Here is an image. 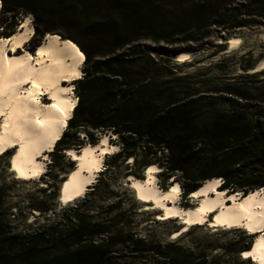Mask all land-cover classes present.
I'll use <instances>...</instances> for the list:
<instances>
[{
  "label": "trees",
  "instance_id": "obj_1",
  "mask_svg": "<svg viewBox=\"0 0 264 264\" xmlns=\"http://www.w3.org/2000/svg\"><path fill=\"white\" fill-rule=\"evenodd\" d=\"M0 1L2 23L31 16L33 46L57 34L84 55L77 102L51 153L80 146L81 131L111 132L119 145L84 196L61 208V220L20 233L0 215V264H211L216 255L153 243L131 229L122 197L99 209L91 201L116 161L131 157L140 168L148 156L164 183L171 178L184 193L213 178L227 193L264 192V70L249 71L250 53L234 75L226 70L236 53L222 56L214 76L212 66L185 71L173 59L216 35L264 25V0ZM178 42L192 45L173 48ZM2 197L0 189V206ZM242 234L249 241L239 252L251 245Z\"/></svg>",
  "mask_w": 264,
  "mask_h": 264
},
{
  "label": "bare ground",
  "instance_id": "obj_2",
  "mask_svg": "<svg viewBox=\"0 0 264 264\" xmlns=\"http://www.w3.org/2000/svg\"><path fill=\"white\" fill-rule=\"evenodd\" d=\"M31 30L26 18L17 31L0 38V152L7 147H17L11 157V167L23 178L42 172L44 162L40 157L63 132L75 105L71 83L65 84V81L79 76V64L84 59L73 42L50 33L36 45L33 58L26 51H18ZM227 42L233 46L239 44L241 38L230 36ZM187 56V52L181 51L175 60L183 61ZM263 66L264 59L257 68ZM40 94L47 96L42 98ZM114 147L104 135L101 144H84L79 151L66 148L65 153L76 164L61 182L60 200L69 201L82 195L98 171L103 154ZM145 168L143 178H130L129 181L139 199L161 208L165 217L177 216L181 219L182 231L186 228L184 225L204 222L211 212L210 226L226 224L230 228L248 230L255 237L250 247L242 250L241 256L251 257L255 264H264V192L261 188L241 196L238 192L226 194L217 188V178L207 179L192 191L193 196H200L196 198L197 204L185 209L176 202L180 185L173 182L169 189L160 190L153 174L157 166L149 164Z\"/></svg>",
  "mask_w": 264,
  "mask_h": 264
},
{
  "label": "rangeland",
  "instance_id": "obj_3",
  "mask_svg": "<svg viewBox=\"0 0 264 264\" xmlns=\"http://www.w3.org/2000/svg\"><path fill=\"white\" fill-rule=\"evenodd\" d=\"M4 18L5 16L2 15L0 10V21ZM26 18L27 24L32 30L29 38L23 43V47L18 48V51H26L31 58H33V52L36 46H33L31 42L33 26L30 15L21 14L16 20L15 26L10 23V20H5L3 23L0 22V38L6 37L5 34L9 35L17 31L20 28L21 21H24ZM230 36H239L241 42L233 46L229 45L227 40ZM33 38L36 39V36H33ZM180 42L173 44L172 47H189L192 45V43L189 44V42ZM222 47H225V49L223 50ZM183 52L188 53L187 58L183 61H177V63L181 64L182 69L185 71L203 70L208 66H212L213 70L208 72L209 75L211 74L214 76L216 73H220L214 66L218 64L222 56L225 57L230 53H236V55H233V57L227 61L228 68L226 72L228 74L234 75L240 72V64L244 63L246 59V56L242 58L241 55L247 53H250L251 61L254 62V66L249 71L264 70V66L260 69L257 68V65L264 59V25L245 27L232 33V35H216L212 44H206L199 50L189 48ZM175 57H173L174 60ZM79 67L81 70L79 76L65 81V84L71 83L70 92L75 100V104L77 102L76 80L83 75L82 62L79 64ZM260 77H264V74ZM28 85L29 84H27V86ZM39 96L43 98L47 95L40 94ZM47 101L49 104L51 103V100L46 99V102ZM80 134L83 140L82 144L73 147L77 151L81 150L84 144H101L104 135H107L108 143L113 144L115 147L111 152L103 154L101 165L88 183L83 194L69 201L60 200V185L66 178L67 173L74 168L76 163L71 160V156L67 155L65 151L60 150L52 154L51 152L54 149V145L51 149L44 150L46 154L40 157L43 158L44 162L42 172L38 176L29 178L18 177L11 167V157L16 152L17 147H7L0 152V189L3 195L1 198L0 215L7 222L11 230L27 233L35 230L46 222H53L57 219L61 220L63 216L61 208H64L68 204L75 203L76 199H81L85 192L89 190V187L98 179L97 177L100 172L108 165L107 163L109 160L107 155L110 156L119 150L115 135L111 132H97L91 137L85 134L84 131H81ZM83 135L85 136L83 137ZM66 140L72 141L73 137L68 135ZM148 158L150 159V162L147 163L148 165L151 163L157 166L156 170L153 172L157 188L160 190L169 189L170 184L174 181L168 178L164 183L165 175L159 173L161 167L156 163V157L148 156ZM145 167L139 168L134 162L132 163L131 157L124 162L116 161L115 167L111 168L108 174H105L106 181H102L103 183H108L107 191H102V188H104L102 183L97 189V196L92 198L91 207L93 209H99L102 205H108L112 200L122 197L121 211H127L126 213L132 217V222L129 224V227L144 236L148 241H152L153 243L159 242L160 244L164 242H174L182 246H190L196 252L200 251V253H207L210 256L216 255L217 257L211 264H255L251 262L253 261L251 260L252 258L244 259V257L241 256L242 251L239 252L242 246H246V243L249 241V239L242 234L243 230L230 228L226 224L217 225V227L210 226L208 219L212 218V212L207 216L204 222L192 223L187 226L184 225L186 228L184 227L185 230L182 231L181 219L176 218L177 216L165 217L161 208H156L153 204H149V202L145 203L139 199L134 189L129 186V181L130 178H140L136 177L135 173L142 175L141 178H143L144 169H147ZM220 183L221 181L218 179L217 188L227 194L225 190L219 187ZM123 189L127 191L126 194L123 193ZM209 193L211 194L212 192ZM238 193L241 194V192ZM100 195L103 197H100ZM197 197L193 196V192L184 193L183 190L180 189L179 194L176 196V202H178L181 208L187 209L197 204ZM132 204H134L133 210L131 209ZM101 213H103V211ZM176 230L179 232H175ZM250 236L252 243L255 235L251 234Z\"/></svg>",
  "mask_w": 264,
  "mask_h": 264
},
{
  "label": "water",
  "instance_id": "obj_4",
  "mask_svg": "<svg viewBox=\"0 0 264 264\" xmlns=\"http://www.w3.org/2000/svg\"><path fill=\"white\" fill-rule=\"evenodd\" d=\"M240 195H244V193H241Z\"/></svg>",
  "mask_w": 264,
  "mask_h": 264
}]
</instances>
